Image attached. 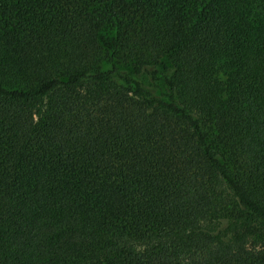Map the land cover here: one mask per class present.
Returning <instances> with one entry per match:
<instances>
[{"label":"trees","instance_id":"trees-1","mask_svg":"<svg viewBox=\"0 0 264 264\" xmlns=\"http://www.w3.org/2000/svg\"><path fill=\"white\" fill-rule=\"evenodd\" d=\"M0 264H264V0H0Z\"/></svg>","mask_w":264,"mask_h":264}]
</instances>
